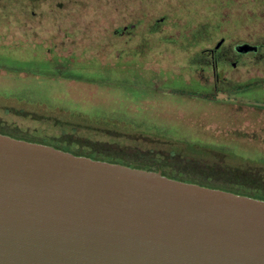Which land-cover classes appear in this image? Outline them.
Here are the masks:
<instances>
[{
  "label": "rangeland",
  "instance_id": "obj_1",
  "mask_svg": "<svg viewBox=\"0 0 264 264\" xmlns=\"http://www.w3.org/2000/svg\"><path fill=\"white\" fill-rule=\"evenodd\" d=\"M27 1L0 17L4 134L131 161L164 156L187 172L204 161L264 168V54L241 60L239 86L214 87L208 51L229 20L251 30L226 40L223 62L236 59L233 43L264 44V0ZM31 10L42 27L23 26Z\"/></svg>",
  "mask_w": 264,
  "mask_h": 264
},
{
  "label": "water",
  "instance_id": "obj_2",
  "mask_svg": "<svg viewBox=\"0 0 264 264\" xmlns=\"http://www.w3.org/2000/svg\"><path fill=\"white\" fill-rule=\"evenodd\" d=\"M0 264H264V199L0 133Z\"/></svg>",
  "mask_w": 264,
  "mask_h": 264
},
{
  "label": "trees",
  "instance_id": "obj_3",
  "mask_svg": "<svg viewBox=\"0 0 264 264\" xmlns=\"http://www.w3.org/2000/svg\"><path fill=\"white\" fill-rule=\"evenodd\" d=\"M0 133H4V132L0 131ZM18 138L25 139V137H18ZM95 144L104 145L101 141H95ZM59 148L69 150L64 145H59ZM213 149H218V148H215L213 146ZM213 149H209V150L212 151ZM72 152L78 155L91 156L95 159H103L112 162L124 163L134 167L145 168L150 170H161L163 174L176 179L195 182L209 187L221 188L236 193L264 199V168H262V166L256 167L252 165L249 166L247 165L242 167L241 166L225 167L222 164L221 165L215 163L209 164L208 162L204 161V162H199L201 164L200 169H198L200 170V172L199 171L187 172L185 167H184L185 170L184 169L181 170L180 168L172 166L170 162L164 159V156H161L162 160L157 159L158 164H156V162H154L155 160L154 161H148L143 159L141 160L136 159L133 161L127 160L125 157H121L118 154H112L114 152H112L111 150H107L105 152L102 151L103 153L101 151H97V149L94 150L91 149L86 152H79L72 150ZM175 153L180 154L179 151L177 152L174 151L172 155ZM217 153L219 154L220 152ZM222 157L223 160H226L225 156ZM186 160L187 159H184L185 162ZM162 161H166L167 165L162 163ZM163 165L168 166L169 170H164L162 167Z\"/></svg>",
  "mask_w": 264,
  "mask_h": 264
},
{
  "label": "flooded vegetation",
  "instance_id": "obj_4",
  "mask_svg": "<svg viewBox=\"0 0 264 264\" xmlns=\"http://www.w3.org/2000/svg\"><path fill=\"white\" fill-rule=\"evenodd\" d=\"M17 1L19 0H0V17L5 16L6 12L9 11L8 10V6L14 5ZM35 0H28L27 2H33ZM9 4V5H7ZM25 7V5H24ZM26 9V8H25ZM36 11L35 10H31L30 14H27V16H23V26H27L28 24L30 25V28H38V27H42V20L41 18L36 16ZM33 14V15H32ZM34 19H37L36 21L32 22ZM232 26H239L241 27V29H236L233 30ZM229 29H225L222 30L223 33L218 35L216 38H218L217 42L215 43V46L212 48H208V51H210L211 54V58H212V72H213V76H214V87H216L217 84L222 83L223 85H228L230 87L232 86H239L237 85V81L235 80V69H237L239 66H242L243 64H241V60L245 57L248 56L252 53L254 54H264V44L261 43H250L248 41H243V42H237V43H233V50L235 51L234 55L236 56L235 60H230V65L231 68H229V62H223L225 61V57L224 56H220L219 55V51L221 50L223 44L226 42L227 39H232V38H247L250 34V27L247 24H241L240 22L236 23L233 20H229ZM126 29V28H125ZM246 29V30H243ZM125 30L122 32L123 34H125ZM54 38V36H53ZM214 38V36H213ZM56 39V38H55ZM85 40L87 39L86 37L84 38ZM221 39H223L222 43L220 45L219 42L221 41ZM53 43H56V40H54ZM245 43H249L252 45H256L257 49L256 50H251L248 52H242L239 48L242 44ZM87 44V43H86ZM83 50H86V48L84 47ZM228 64V65H227ZM227 65V66H226ZM258 84H261V81H256ZM246 85V84H245ZM243 85V86H245Z\"/></svg>",
  "mask_w": 264,
  "mask_h": 264
}]
</instances>
